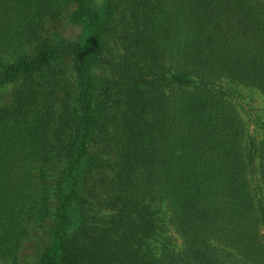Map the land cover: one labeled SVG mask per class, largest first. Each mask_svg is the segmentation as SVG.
<instances>
[{"label":"trees","instance_id":"obj_1","mask_svg":"<svg viewBox=\"0 0 264 264\" xmlns=\"http://www.w3.org/2000/svg\"><path fill=\"white\" fill-rule=\"evenodd\" d=\"M28 225L35 264H264V0H0V264Z\"/></svg>","mask_w":264,"mask_h":264},{"label":"rangeland","instance_id":"obj_2","mask_svg":"<svg viewBox=\"0 0 264 264\" xmlns=\"http://www.w3.org/2000/svg\"><path fill=\"white\" fill-rule=\"evenodd\" d=\"M72 7H64L55 15L49 16L40 28L43 36L51 41L82 40L87 32L84 23L78 18H71ZM28 234L24 238L21 250L18 253L20 264H35L42 247L48 242V229L28 225ZM9 264V263H8Z\"/></svg>","mask_w":264,"mask_h":264}]
</instances>
